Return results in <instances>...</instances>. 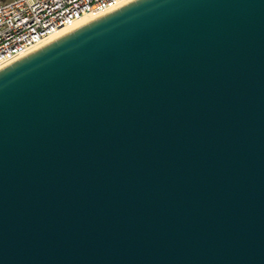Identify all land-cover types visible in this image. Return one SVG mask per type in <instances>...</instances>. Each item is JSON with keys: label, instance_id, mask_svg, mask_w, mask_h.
I'll list each match as a JSON object with an SVG mask.
<instances>
[{"label": "water", "instance_id": "95a60500", "mask_svg": "<svg viewBox=\"0 0 264 264\" xmlns=\"http://www.w3.org/2000/svg\"><path fill=\"white\" fill-rule=\"evenodd\" d=\"M0 264H264V0H134L1 69Z\"/></svg>", "mask_w": 264, "mask_h": 264}, {"label": "built area", "instance_id": "2783aa9c", "mask_svg": "<svg viewBox=\"0 0 264 264\" xmlns=\"http://www.w3.org/2000/svg\"><path fill=\"white\" fill-rule=\"evenodd\" d=\"M132 0H0V70L78 20L102 17Z\"/></svg>", "mask_w": 264, "mask_h": 264}, {"label": "bare ground", "instance_id": "6f19581e", "mask_svg": "<svg viewBox=\"0 0 264 264\" xmlns=\"http://www.w3.org/2000/svg\"><path fill=\"white\" fill-rule=\"evenodd\" d=\"M132 1H134V0H132ZM132 1H130V2H132ZM130 2H129V3H130ZM94 19H95V18H85V19H82V20H78V21L75 22L72 26L67 27V28H64V29L61 30L59 33H57L56 35H54L53 37H51L50 39H48L47 41H45V43L42 44L41 47H43V46L49 44L50 42H52V41H54V40L60 38V37L63 36V35H66V34L70 33L71 31H73V30H75V29H77V28H79V27H81V26L87 24L88 22H90V21H92V20H94ZM41 47H40V48H41ZM36 50H37V49H35L34 51H36ZM34 51H33V52H34Z\"/></svg>", "mask_w": 264, "mask_h": 264}]
</instances>
